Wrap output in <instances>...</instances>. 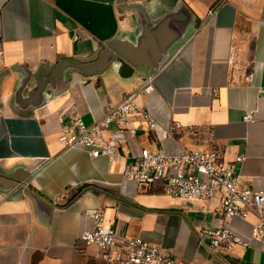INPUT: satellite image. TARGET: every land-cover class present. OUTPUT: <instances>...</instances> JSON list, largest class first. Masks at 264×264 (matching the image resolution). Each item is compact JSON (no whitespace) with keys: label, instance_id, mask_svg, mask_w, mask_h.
Here are the masks:
<instances>
[{"label":"crops","instance_id":"1","mask_svg":"<svg viewBox=\"0 0 264 264\" xmlns=\"http://www.w3.org/2000/svg\"><path fill=\"white\" fill-rule=\"evenodd\" d=\"M108 47L125 65H99ZM169 56L143 93L146 73ZM128 93L161 137L141 129L113 161L59 142L69 118L61 124L58 112L89 126ZM247 113L254 122H243ZM211 141L226 161L243 155L239 180L264 189V0H0V264H108L76 241L93 209L118 235L170 250L176 264H264L255 248H209L201 232L220 221L217 199L183 202L162 183L124 181L141 149ZM253 221L229 226L248 235Z\"/></svg>","mask_w":264,"mask_h":264},{"label":"built area","instance_id":"2","mask_svg":"<svg viewBox=\"0 0 264 264\" xmlns=\"http://www.w3.org/2000/svg\"><path fill=\"white\" fill-rule=\"evenodd\" d=\"M152 90V79L146 78L142 91L147 94ZM66 117L69 123L62 124ZM57 118L62 124L58 140L66 150L81 149L92 158L103 156L109 161L115 160L119 142L134 138L139 130L155 131L158 137L162 132L150 113L136 104L134 93L126 94L118 103L105 104L102 117L89 126L78 113L67 116V112L61 110ZM242 120L252 123L255 117L247 113ZM111 126L114 130L110 129ZM199 131L190 130L195 134ZM107 132H110L109 137H106ZM214 142L209 143L208 149L181 147L175 153L141 149L125 168L124 181L136 187L162 183L168 196L183 202L217 199L220 221L214 229L201 232V236L209 237V248L218 250L239 246L264 252V189L242 184L236 168L244 156L226 161L223 149ZM88 216L92 225L81 230L76 241L95 248L99 260L108 264H176L174 254L157 243L138 236L118 235L108 225L104 210H90ZM250 216H254V221L249 224L248 235L229 226L233 220L247 222ZM188 264L198 262L191 260Z\"/></svg>","mask_w":264,"mask_h":264},{"label":"water","instance_id":"3","mask_svg":"<svg viewBox=\"0 0 264 264\" xmlns=\"http://www.w3.org/2000/svg\"><path fill=\"white\" fill-rule=\"evenodd\" d=\"M172 58V56L164 58V60H162L160 62V64H155L150 72L146 73V78H151L153 79V77L157 74V72L160 70L161 65L163 66L164 63H166L167 61H169ZM123 60H128V57L125 54H122L116 50H114L113 47H108L104 50L102 58L99 62V65H102L101 67L105 66V67H109L112 66L113 63H122L124 64ZM125 65V64H124ZM138 69V68H137ZM145 79V78H144Z\"/></svg>","mask_w":264,"mask_h":264}]
</instances>
